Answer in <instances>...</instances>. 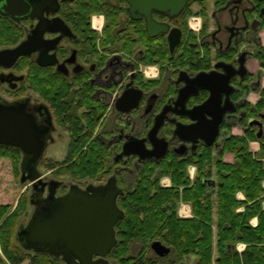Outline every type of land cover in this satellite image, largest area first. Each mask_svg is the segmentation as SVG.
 Returning a JSON list of instances; mask_svg holds the SVG:
<instances>
[{"label": "flooded vegetation", "instance_id": "obj_1", "mask_svg": "<svg viewBox=\"0 0 264 264\" xmlns=\"http://www.w3.org/2000/svg\"><path fill=\"white\" fill-rule=\"evenodd\" d=\"M205 2L190 0L178 12L173 0H0V20L16 31L5 35L0 51L26 40L33 46L31 53L21 55L12 65L0 63V107L13 105L33 119L34 143L39 142L43 149L37 166L93 165L89 173L81 171L85 175L72 178L78 182L62 181L61 184L53 178L41 180L42 173L37 167L40 176L39 182L32 185L30 200L34 208L30 217L48 213L45 208L52 203L51 198L73 191L93 195V188L113 181L119 191L117 205L124 216L121 201L133 187L138 171L147 160H159L139 159L129 154L128 144L147 139L149 131L160 121L157 135L168 143L162 158L186 159L206 149L208 145L203 140L182 141L175 131L178 124L194 123L187 111L206 101L210 91L199 87L185 106L176 105L179 91L191 85V78L198 73H222L224 67L218 64H232L229 70L236 71L240 68L239 56L247 52L246 76L235 74L229 82V98L235 109L233 113H225L213 146L218 148L226 139L225 125L236 123L239 105L246 100L247 94L240 101L234 99L238 84L248 77H252L249 83L257 79L249 71L247 61L261 45L258 33L263 29L264 18L259 15L257 0H225L221 4L214 0L209 11ZM95 16L102 21L100 27L93 25ZM192 17L200 21L198 30L189 23ZM150 18L167 25V31L148 29ZM173 28H180L182 34L180 42L171 50L169 35ZM191 33L196 34V42L190 39ZM185 45L196 46L200 51L198 58L207 61L209 66L195 69L193 64L184 63L187 56L179 61ZM162 52L166 58L161 57ZM39 58L44 65L39 63ZM149 58L152 63H146ZM148 66H155L158 73L145 74L143 68ZM128 84L140 89L142 97L137 107L123 111L119 107L128 108L129 102L118 99L129 88ZM226 97L222 92L223 106ZM59 143L67 147L62 160L47 154L50 147ZM145 145L152 148L149 140ZM0 147L13 149L20 167L26 162L27 156L21 148L4 144ZM58 168L48 170L55 174ZM138 250L136 243L133 253ZM153 253L152 256L160 257ZM110 255L105 257L107 264H113ZM54 257L66 264L62 256ZM98 258L93 255L94 260Z\"/></svg>", "mask_w": 264, "mask_h": 264}, {"label": "trees", "instance_id": "obj_2", "mask_svg": "<svg viewBox=\"0 0 264 264\" xmlns=\"http://www.w3.org/2000/svg\"><path fill=\"white\" fill-rule=\"evenodd\" d=\"M263 6L264 0H257L258 11ZM9 32L16 31L0 20V42ZM190 36L196 42V34ZM182 50L179 61L187 56L184 63L193 64L195 69L209 66L198 58L200 51L196 46L185 45ZM161 57L167 55L162 52ZM255 57L264 71V46L256 47ZM152 62V58L146 61ZM250 79L238 84L236 101L251 91ZM38 86L42 87V83ZM237 112L240 115L236 124L243 128V134H234L233 125H225L228 135L218 149L212 145L186 159L168 156L144 163L127 197L121 201L125 214L115 227L118 242L110 255L113 264H190V260L191 264H264V127L258 136L259 126L250 124V120L260 119L264 113V89L255 104L245 100ZM253 142L258 144L254 153L250 150ZM13 151L0 147V158H11L14 171L19 174L21 167ZM226 153L234 155L232 162L225 160ZM191 165L196 166L193 179L187 172ZM44 166H58L56 175L72 178L85 175V171L89 173L93 167L92 163ZM161 177H169L171 186L162 185ZM239 192L244 199L238 198ZM181 202L191 205L192 216H179ZM26 214L25 196L20 197L14 209L10 204H0V264H21L25 260L30 264H60L62 261L54 256L43 252L31 254L19 244L17 231ZM254 217L258 220L255 226L251 223ZM154 240L170 248L166 257L148 254ZM135 243L139 250L133 253ZM238 243L246 245L241 252Z\"/></svg>", "mask_w": 264, "mask_h": 264}, {"label": "water", "instance_id": "obj_3", "mask_svg": "<svg viewBox=\"0 0 264 264\" xmlns=\"http://www.w3.org/2000/svg\"><path fill=\"white\" fill-rule=\"evenodd\" d=\"M188 1L190 0H173L178 12L187 5ZM259 15L264 18V6L260 9ZM152 28L167 31V25L158 24L150 18L148 29ZM242 28L245 29L246 26ZM149 33L153 35L152 32ZM181 34L180 28L171 30L169 35L171 50L180 42ZM32 50L31 41H23L14 48L1 50L0 63L12 65L21 55L29 54ZM247 55V52H243L239 56L240 68L236 71L229 70L233 68L232 64H218L217 66L224 67L222 73L217 74V71L198 73L191 78V85H186L179 91L176 105L180 106H185L187 99L195 94L199 87H205L210 91V96L206 101L187 111L194 123L192 125L178 124L175 133L182 141L196 142L201 139L208 146L215 144L225 113H233L235 109L229 98L231 87L229 82L235 74L242 78L246 76ZM39 63L45 64L41 58H39ZM128 86L129 88L118 99L120 102H129L128 108L118 106L123 111L137 107L142 97L140 89L130 87V84ZM222 92L227 94L224 106L221 100ZM165 111L162 113L164 114ZM261 118H264V114ZM250 124L262 126L261 121L257 119L250 120ZM159 126L160 121L149 131L147 139H137L135 143L130 142L129 148L126 146L128 153L137 155L139 159L164 157L168 143L164 138L158 137ZM35 132V124L31 117L20 112L13 105L0 107V144L15 145L23 150L27 159L21 164V181H30L33 185L39 182L40 174L36 161L43 150L39 142L38 145L34 143ZM146 140L151 142V149L146 147ZM115 187L116 184L114 185L113 181L110 185L93 188L95 192L93 195H79L73 191L68 195L51 198L52 203L45 208L48 213L33 214L24 228L19 227L18 241H25V244L21 243V245L27 250L43 252L51 256H62L66 264H107L105 257L111 253L118 242L115 227L123 216V211L117 205L119 191ZM105 190L110 191L105 192ZM150 247L160 257H165L171 251L160 240H154ZM93 255L99 258L94 260Z\"/></svg>", "mask_w": 264, "mask_h": 264}, {"label": "rangeland", "instance_id": "obj_4", "mask_svg": "<svg viewBox=\"0 0 264 264\" xmlns=\"http://www.w3.org/2000/svg\"><path fill=\"white\" fill-rule=\"evenodd\" d=\"M205 1H206L205 3L207 5L208 11H209L212 8V4H213L214 0H205ZM236 132H237V130H236ZM216 149H218V148H216ZM66 152H67V147H66V144H64V143H59L53 147H50L47 150V154L50 155V157H52V158L56 157L57 159L54 158L56 160H62V158L65 156ZM214 153H216V150L214 151ZM37 167H38L39 171L42 173L43 179H41V180L47 181L48 179L53 178V179H56L57 181H59L60 184L62 183V181L63 182L66 181V183L78 182V181L72 179V177L70 175H64L63 177L58 176V175L54 174L53 171L48 170L44 165H39ZM191 169L192 170L195 169L194 170V174H195L196 168L191 166L190 170ZM21 176H22L21 171L19 172V174L15 173L14 168H13V164L9 158H0V204H10L12 206V209H14L17 206L20 197L25 196L26 201H27V214H26V216H23L20 220V223H22L21 226H24L30 220L29 218H31L30 217L31 212L34 208V206L31 203V200H30V198L32 196V191H33V189H32L33 184L30 181L22 182ZM162 181L164 183L162 182L161 184H164V186H171L170 178L164 177L162 179ZM181 203L186 204V202H181ZM181 203H180V207L182 205ZM19 244H20V242H19ZM135 245H136V243H135ZM27 251L30 252L31 254L34 253L33 250H27ZM148 254L152 255L154 253H153V251H150ZM189 262L191 264L192 260H190ZM21 264H30V261L25 260ZM60 264H62V262Z\"/></svg>", "mask_w": 264, "mask_h": 264}, {"label": "crops", "instance_id": "obj_5", "mask_svg": "<svg viewBox=\"0 0 264 264\" xmlns=\"http://www.w3.org/2000/svg\"><path fill=\"white\" fill-rule=\"evenodd\" d=\"M258 34H259V38H260V43H261L262 46H264V29H261V31ZM247 66H248V69H249L250 72H252L253 74L257 75V79H256V82L250 83L251 84V91L246 95V100L248 102L252 103V104H255L260 99V90L264 89V71L261 68L260 63L255 58V56L254 57L252 56V57L249 58V60L247 61ZM263 114L264 113H262L261 115H263ZM257 120H260L261 123H262V126L261 127L259 126V128H258V136H260L262 134V132H263L264 118H261V116H260V119H257ZM235 129L237 130V132H236ZM231 131L234 134H243V132H244L243 128L240 127L239 125H237L236 123L232 126V130ZM257 148H258V144L256 142H253V143L250 144L251 152L254 153L257 150ZM224 158H225L226 161L232 162L233 159H234V155L232 153H226ZM263 162H264V159H263ZM263 185H264V181H263ZM237 196H238L239 199H244V195H243L242 192H239L237 194ZM189 209H190V212H189L190 215H187L186 217L192 216L191 205L189 206ZM241 209L242 208H239V210H241ZM257 222H258V220H257L256 217H254L251 220V223L254 226L257 224ZM238 244H240V243H238ZM241 244H244V243H241ZM245 246L246 245L244 244V248H245Z\"/></svg>", "mask_w": 264, "mask_h": 264}, {"label": "built area", "instance_id": "obj_6", "mask_svg": "<svg viewBox=\"0 0 264 264\" xmlns=\"http://www.w3.org/2000/svg\"><path fill=\"white\" fill-rule=\"evenodd\" d=\"M100 19H98L96 16L93 17L92 19V22H93V25L96 26V27H100L102 25V22L99 21ZM189 23L191 25V27L195 30H198L199 27H200V21L198 19V17H192L190 20H189ZM143 72L149 76H155L158 72H157V69L155 66H148V67H144L143 68ZM191 167V166H190ZM190 167H189V170H190ZM194 167V166H193ZM195 168V167H194ZM195 170V169H194ZM194 170H190V178H194ZM164 183V182H163ZM164 185V184H163ZM181 207L179 206V209H178V214L179 216L181 217H186L187 215H190L189 212H190V209H189V204H183L181 203ZM244 248V244H238L237 245V249L239 251H241L242 249Z\"/></svg>", "mask_w": 264, "mask_h": 264}]
</instances>
